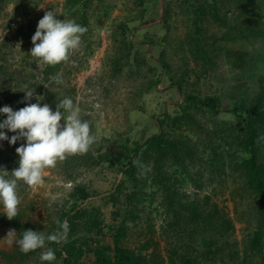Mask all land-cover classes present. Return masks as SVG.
<instances>
[{
	"label": "rangeland",
	"instance_id": "374dc122",
	"mask_svg": "<svg viewBox=\"0 0 264 264\" xmlns=\"http://www.w3.org/2000/svg\"><path fill=\"white\" fill-rule=\"evenodd\" d=\"M50 9L87 28L54 69L30 56ZM33 89L27 102L43 96L53 110L72 98L96 142L46 169L43 184L18 182V215L0 205V264H264L252 176L264 180V119L254 167L246 121L264 110V0H0V107H24ZM24 142L0 166L18 167ZM57 219L66 241L20 251L24 230L52 233ZM49 247L56 259L41 261Z\"/></svg>",
	"mask_w": 264,
	"mask_h": 264
},
{
	"label": "clouds",
	"instance_id": "9594fccd",
	"mask_svg": "<svg viewBox=\"0 0 264 264\" xmlns=\"http://www.w3.org/2000/svg\"><path fill=\"white\" fill-rule=\"evenodd\" d=\"M86 31V26L75 20L58 19L54 9L47 10L38 21L36 31L31 37L33 47L30 49V56L39 58L47 65L64 62L81 46L82 35ZM50 80L63 84L60 76H51ZM24 93V107L18 110H13L8 105L0 107V116H6L0 120V141L7 140L10 145L19 140L25 141L16 148L18 167L8 171L0 166V205L9 220L18 215L19 181L28 186L43 184L46 169L55 167L57 161L64 160L67 155L88 152L96 142L89 122L81 118V109L72 98L64 97L53 110L47 103L41 105L43 96H37L36 103L27 102L33 97L34 89ZM5 129L15 134L9 137ZM134 163L139 166L138 161ZM56 224L57 229L48 234L38 230H24L14 242L21 252L28 253L44 248L49 242L66 241L68 221L57 219ZM15 233V230H10L7 235L14 236ZM8 242L13 243L12 240ZM55 259L52 248L41 252V261L52 262Z\"/></svg>",
	"mask_w": 264,
	"mask_h": 264
},
{
	"label": "trees",
	"instance_id": "16d2710c",
	"mask_svg": "<svg viewBox=\"0 0 264 264\" xmlns=\"http://www.w3.org/2000/svg\"><path fill=\"white\" fill-rule=\"evenodd\" d=\"M50 69H54L55 67L53 65H50L49 67ZM50 80V79H49ZM201 103L203 105L212 107V108H217L218 103L216 101L215 97H207L205 100L201 101ZM12 101L10 102V106L12 105ZM23 106H20V108H22ZM235 111L238 110V108L234 109ZM248 113L250 115H248L246 117V121L248 123L249 129H250V134H249V139H248V145L251 146V151H252V157L251 159H249L250 165L251 167H254L257 163V147H256V138L258 137V133L256 131L255 128V123L257 121H262L264 119V110H260V111H255V109H248ZM6 118L5 117H1L0 116V120ZM152 142H158V144L161 143V138L160 137H154L151 139ZM8 145V146H7ZM7 145H3V142L0 141V154L4 153V155H6L8 153V149L10 148L9 143ZM0 157H2V155H0ZM136 165V163H132L130 162V166H132L133 169H135L136 167H134ZM130 172V170H129ZM253 176V180L256 184V188L259 192V194H261L262 196H264V180L263 178H261L259 176V173L254 170V172L252 173ZM262 216L264 218V210L262 211ZM254 240H258V243L261 240V232H257L256 234V238ZM186 264H192L190 261H185Z\"/></svg>",
	"mask_w": 264,
	"mask_h": 264
}]
</instances>
